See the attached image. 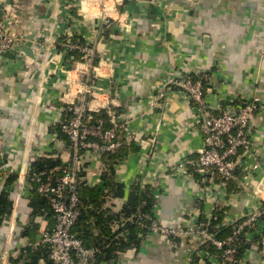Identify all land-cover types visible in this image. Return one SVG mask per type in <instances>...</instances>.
Returning a JSON list of instances; mask_svg holds the SVG:
<instances>
[{
	"label": "crops",
	"instance_id": "0c3cea01",
	"mask_svg": "<svg viewBox=\"0 0 264 264\" xmlns=\"http://www.w3.org/2000/svg\"><path fill=\"white\" fill-rule=\"evenodd\" d=\"M0 17L18 37L12 52L0 53V188L9 187L12 199L0 225V264H48L44 255L54 264L40 236L55 218L34 214L29 174L36 158L70 161L71 146L58 127L87 78L99 109L92 113L110 107L134 136L112 176L126 194L109 191L104 216H122L137 181L155 187L154 215L169 226L197 228L204 226L200 218L220 216L216 227L228 228L264 203L255 191L264 177V105L252 118V150L243 162L249 167L234 180L213 169L190 174L178 163L204 145L199 111L181 87L164 84L187 70L212 72L205 97L215 113L256 94L264 98V0H0ZM65 38L95 47L91 66L80 49L59 44ZM83 161L85 182L108 191L104 153L86 151ZM10 175L16 178L7 187ZM117 218L108 222L114 229L125 221ZM93 225L94 235L102 232ZM247 237L241 264H264L258 232ZM197 241V232L175 238L148 232L135 249L97 256L95 264H218L216 251Z\"/></svg>",
	"mask_w": 264,
	"mask_h": 264
},
{
	"label": "built area",
	"instance_id": "2783aa9c",
	"mask_svg": "<svg viewBox=\"0 0 264 264\" xmlns=\"http://www.w3.org/2000/svg\"><path fill=\"white\" fill-rule=\"evenodd\" d=\"M18 2L20 0H17ZM17 4V2H16ZM17 35L10 31L4 18L0 17V53L13 51ZM59 44L66 50L80 49L85 53L84 63L91 66L96 49L80 40L65 38ZM213 73L210 71H185L180 77L164 79L166 86L177 85L191 98L199 111L197 127L204 136V145L198 150L196 157H184L178 167L191 174L192 171L206 173L215 170L223 180H234L240 167L250 166L244 163V155L252 150V118L255 112L263 107L264 98L259 94L245 101L238 108H229L215 113L208 106L205 94L210 90ZM88 78L83 79V87L75 100L70 101L67 109L70 116L61 123V131L71 142L72 157L65 165L60 166L62 174L55 175L57 168L29 174L30 187L33 191L45 196L54 213L55 222L52 227L41 231L40 243L51 251L55 264H95L98 249L84 244L83 240L72 230L80 214L79 184L84 179V153L116 152L124 142L134 140V136L124 133L125 124L110 107L106 117L94 118L92 111V87ZM166 91L160 93L163 98ZM157 101L152 102V107ZM109 123V125H107ZM123 133V137L121 136ZM259 163H255L258 167ZM256 193L264 201V177L255 185ZM264 219V203L255 210L238 217L232 231L226 236L204 227L187 224L169 226L155 215L138 211V224L168 238L197 232L199 246L206 243L216 248L218 264H241L243 254L241 243L251 232H258L264 262V230L259 229V222Z\"/></svg>",
	"mask_w": 264,
	"mask_h": 264
},
{
	"label": "trees",
	"instance_id": "16d2710c",
	"mask_svg": "<svg viewBox=\"0 0 264 264\" xmlns=\"http://www.w3.org/2000/svg\"><path fill=\"white\" fill-rule=\"evenodd\" d=\"M76 51L77 50H73L71 53L75 55L79 54ZM245 101H242V103H244ZM92 114L94 118L100 116L108 118L107 111L105 109L100 110L98 113L94 112ZM107 125H109V123H107ZM58 129L59 131L61 130V125L58 127ZM61 135L67 137L71 146V142L68 136L65 135L62 131ZM131 145L132 143L129 144L128 142H124V145L116 152L104 153L107 160V168L106 173L104 174V178L106 181L105 186L109 188L108 191L103 190L101 186H92L90 184H87L84 179L79 184L81 197L79 204L80 214L72 230L83 240L85 245L97 248V256L101 258L104 255L105 258H113L118 255L120 251H124L130 247L135 249L139 245L143 236L148 234L149 232L147 228H144L138 224V211L141 210L142 212H148L154 215L153 208L155 205V187L149 185L142 186L140 181H137L131 186L129 190L126 203L124 204L121 211L122 216L119 217L118 214H115V217H111L112 214H107V216H104L106 215L104 213L107 211L106 209H102L104 196L109 191L119 196H124L126 194L125 186L116 180L114 181L112 179V176L115 172V164L124 157ZM65 164L66 163L62 162V160L56 157H40L36 158L33 161L32 170L35 172H41L44 170L55 168L57 166H63ZM81 173L82 175L86 174L85 166ZM61 174V169L55 171V175L60 176ZM15 178V175H10L8 177V179L6 180L7 187L8 185H11ZM8 188H0V225L4 222V219L7 218V216L11 213L12 209V199L10 198V190ZM31 204L34 208V214L54 215L49 200H44L42 196L36 191H32ZM114 218H117L116 220H119L120 223L122 222V218H124L125 221L122 226L114 229L112 225L108 223L111 219L115 220ZM220 220V216H218L217 218L209 219V222L203 217L200 218L201 222H207H204V226L202 227L210 231L217 232L219 236L223 237L228 235L232 231L235 222L232 223V225H230L228 228L226 226L222 228L216 227V225L220 223ZM93 224L100 227L102 232L94 235L92 233L94 227ZM224 231H226L227 233L225 232V234ZM245 241L246 239L241 243L242 254L244 247L247 245ZM205 245H208L209 249L213 248L216 253L218 252L214 246L208 243H206ZM45 249H47V247H45ZM44 256L45 258H48V264H53L48 255Z\"/></svg>",
	"mask_w": 264,
	"mask_h": 264
}]
</instances>
